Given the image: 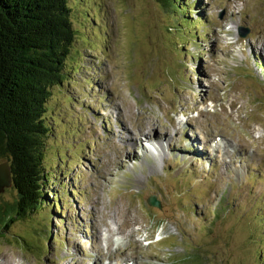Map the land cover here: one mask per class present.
I'll return each mask as SVG.
<instances>
[{
	"label": "rangeland",
	"instance_id": "obj_1",
	"mask_svg": "<svg viewBox=\"0 0 264 264\" xmlns=\"http://www.w3.org/2000/svg\"><path fill=\"white\" fill-rule=\"evenodd\" d=\"M183 3L191 33L160 0L74 5L88 39L48 105V201L0 264H264V0Z\"/></svg>",
	"mask_w": 264,
	"mask_h": 264
},
{
	"label": "trees",
	"instance_id": "obj_2",
	"mask_svg": "<svg viewBox=\"0 0 264 264\" xmlns=\"http://www.w3.org/2000/svg\"><path fill=\"white\" fill-rule=\"evenodd\" d=\"M160 1L174 16L182 14L170 30L191 33L197 26L189 16L197 4ZM75 4L80 0H0V164L9 163L16 192L14 202L0 203V239L16 220L41 215L48 201L55 176L44 166L46 139L54 131L48 105L55 88L80 70L68 62L76 43L88 39L72 19Z\"/></svg>",
	"mask_w": 264,
	"mask_h": 264
},
{
	"label": "bare ground",
	"instance_id": "obj_3",
	"mask_svg": "<svg viewBox=\"0 0 264 264\" xmlns=\"http://www.w3.org/2000/svg\"><path fill=\"white\" fill-rule=\"evenodd\" d=\"M124 130H125V133H130L129 131H128V129L126 130V128H124ZM151 130V129H150ZM176 131L179 133V135H181L182 134V130H180V129H176ZM149 132H147L144 136H145V142L146 143H148V142H159V141H156V140H160V139H162V135H160V134H158V133H155L152 137H154V139H151L150 137H147V134H148ZM166 135H167V133H165ZM130 135H131V133H130ZM175 135H177V134H175ZM170 136V135H169ZM120 142H123V137L122 136H120ZM166 138H168V137H166ZM132 140L134 141V143L136 144V143H138L139 142V144L141 143L142 144V139H133L132 138ZM191 140H194L195 141V143H196V149L198 150V151H200V152H202L203 153V155H207V157H204V158H200V159H207V158H209V156H208V154H206V151H205V148H206V144H202V143H199L198 142V140H196L195 138H191L190 140H187V143H186V147L184 146V148H182L181 149V153H184L185 155H188V153H187V151H188V149H189V142L191 141ZM133 141L131 142V143H127V144H134L133 143ZM163 141V139L160 141V142H162ZM159 142V143H160ZM231 143V142H230ZM123 144L125 145V147H126V143H124L123 142ZM138 145V144H137ZM220 145V146H219ZM226 145V143L224 144V146ZM234 145V144H233ZM219 146V147H218ZM224 146H222L221 144H216L215 145V149H213L214 151H223L224 152ZM153 148V147H152ZM225 151H226V148H225ZM228 151V150H227ZM227 151L226 152H224V154L225 153H227ZM217 153V152H216ZM128 154V153H127ZM225 155H228V154H225ZM189 156V155H188ZM133 157V156H132ZM127 158V157H126ZM191 158H193V157H191ZM193 159H198V158H193ZM126 162H129V161H126ZM125 164V163H124ZM111 264V263H110ZM126 264H136V261H134V260H127V263Z\"/></svg>",
	"mask_w": 264,
	"mask_h": 264
},
{
	"label": "water",
	"instance_id": "obj_4",
	"mask_svg": "<svg viewBox=\"0 0 264 264\" xmlns=\"http://www.w3.org/2000/svg\"><path fill=\"white\" fill-rule=\"evenodd\" d=\"M222 18V15H221ZM12 186L11 168L8 162L0 164V193L4 192L5 188ZM149 204L155 207H160V201L156 196H151L148 200Z\"/></svg>",
	"mask_w": 264,
	"mask_h": 264
}]
</instances>
